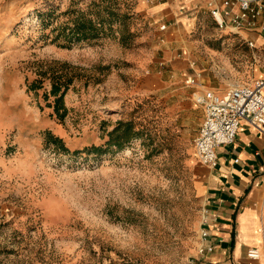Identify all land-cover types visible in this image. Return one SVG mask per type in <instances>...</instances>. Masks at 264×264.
Wrapping results in <instances>:
<instances>
[{
    "label": "rangeland",
    "instance_id": "374dc122",
    "mask_svg": "<svg viewBox=\"0 0 264 264\" xmlns=\"http://www.w3.org/2000/svg\"><path fill=\"white\" fill-rule=\"evenodd\" d=\"M150 2L0 0V264L194 258L210 169L193 146L203 108L173 64L187 40L237 50L201 0H175L163 17ZM108 9L119 13L109 31L67 45L61 28L79 13L107 28ZM57 78L71 80L62 119ZM127 122L118 148L110 132Z\"/></svg>",
    "mask_w": 264,
    "mask_h": 264
},
{
    "label": "crops",
    "instance_id": "0c3cea01",
    "mask_svg": "<svg viewBox=\"0 0 264 264\" xmlns=\"http://www.w3.org/2000/svg\"><path fill=\"white\" fill-rule=\"evenodd\" d=\"M201 2L204 15L213 22L208 0ZM150 3L153 16L175 14V0ZM258 22H264V6ZM220 31L221 36H230V43L236 46L235 55L224 52L216 55L205 43L187 40L182 59L173 64L182 66L183 77L196 79L195 84H186L191 94L205 90L221 94L231 86L251 85L256 79L264 78V35L250 30ZM249 41L252 46L248 45ZM202 48L209 55L208 60L201 56ZM193 105H197L194 100ZM216 155L217 165L209 168L202 204L204 227L214 250L195 254L190 264H264V125L258 129L242 120L233 142L218 146ZM249 247L259 248L262 256L248 258Z\"/></svg>",
    "mask_w": 264,
    "mask_h": 264
},
{
    "label": "built area",
    "instance_id": "2783aa9c",
    "mask_svg": "<svg viewBox=\"0 0 264 264\" xmlns=\"http://www.w3.org/2000/svg\"><path fill=\"white\" fill-rule=\"evenodd\" d=\"M208 0V12L220 30L231 33L241 30L257 31L264 35V22H258L264 0ZM161 25V28H164ZM252 46V42H248ZM185 84H195L193 76H185ZM194 101L202 106L203 118L193 140L196 157L201 164L214 168L217 165L216 148L233 142L242 120L255 128L264 125V78L251 85H234L221 94L213 90L194 92ZM199 243L196 254L203 255L214 250L209 233L204 227L205 216L200 222ZM246 256L259 259L262 251L249 247Z\"/></svg>",
    "mask_w": 264,
    "mask_h": 264
},
{
    "label": "trees",
    "instance_id": "16d2710c",
    "mask_svg": "<svg viewBox=\"0 0 264 264\" xmlns=\"http://www.w3.org/2000/svg\"><path fill=\"white\" fill-rule=\"evenodd\" d=\"M107 18H105L107 20V28L104 25V19H101V21L99 22V24H97L92 18L88 17L86 15V13H79L73 20H72V24L71 25H67L63 28H61L60 33L62 35H65L64 38L66 39V43L67 45L72 44L73 42H79V41H91V40H95L97 38H99L102 34H104L107 31H109L111 29V26L114 22L118 21V16L119 13L115 10H111L108 9L107 12ZM127 15L124 14L123 18H126ZM118 24H122V21ZM121 42H125L126 40L123 37V34H121ZM70 78H67L65 80H61L59 78L54 79L51 83V90L50 93L51 95L54 96V103H53V112L55 113V115L62 119L64 117V112L65 109L62 108V97L64 95L65 90L67 89L69 83H70ZM63 109V110H60ZM125 125V127H127L128 129L131 130V126L130 124L127 123H123V124H119L117 128H114L111 132V138H109V142H113L115 143V145H117L118 148H121L125 141L127 140V138L125 140L120 139L119 136L116 135V133L118 132V130L121 128V126L123 127ZM134 134V132H132ZM49 139H53L54 142H60V139L57 137H53L50 134L47 135Z\"/></svg>",
    "mask_w": 264,
    "mask_h": 264
}]
</instances>
